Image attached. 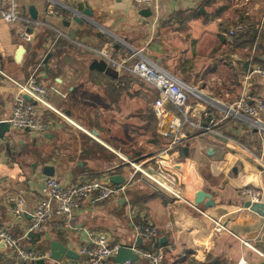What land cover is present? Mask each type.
I'll return each instance as SVG.
<instances>
[{
  "label": "crops",
  "instance_id": "obj_1",
  "mask_svg": "<svg viewBox=\"0 0 264 264\" xmlns=\"http://www.w3.org/2000/svg\"><path fill=\"white\" fill-rule=\"evenodd\" d=\"M227 1L206 6V0H161L145 7L134 0H19L25 17H30L28 8L34 5L38 20L50 25L27 28L24 22L9 25L0 19V70L24 82L42 64L36 75L48 89L52 107L72 123L47 111L44 120L48 128L43 133L11 129L0 142V228L19 237L29 227L31 217L16 220L11 209L20 198L27 212L34 211L42 199L39 192L47 167L63 184L75 185L92 180L113 184L110 180L115 177L119 183L127 182L133 172L129 162L145 168L161 165L177 185L181 200L152 191L138 182V175L119 198L96 209L85 205L73 220L54 216L32 246L48 251L50 238L76 252L78 261H85L79 254L87 245L85 230L108 232L115 243L129 245L133 219L136 223L152 222L161 229L157 248L164 251L165 264H187V260L204 264L211 258L226 264L260 263L256 251L264 254V215L246 208L240 191L244 187L264 191V139L232 119L220 125L222 137L186 124L183 133L187 138L181 139L168 157L160 156L171 141L161 148L158 92L135 75L113 70L98 55L108 44L121 54L152 43L155 53L148 58L153 63L188 87L231 105L235 102L229 100L231 86L238 89L237 101L248 71L254 64L264 68V53L258 44L254 58V48L235 49L228 32L233 21L259 27L264 0H241L237 7L247 6L242 15H235V0ZM50 6L62 17L46 18ZM145 9L152 15H141ZM174 29L181 32L176 42ZM163 30L171 31L166 36L170 49L163 47ZM25 32L32 36L31 41L21 38ZM57 32L63 38L47 54L48 43ZM175 56L181 64L169 68L166 63ZM102 62L107 68L100 67ZM16 92L13 83L0 75V121L12 117ZM248 93L264 98V82L252 81ZM192 98L190 120L206 126L215 111ZM165 109L175 111L169 104ZM201 190L212 194L213 207L194 205ZM212 220L222 222L230 232L216 234ZM0 264L26 263L9 258L0 242Z\"/></svg>",
  "mask_w": 264,
  "mask_h": 264
},
{
  "label": "built area",
  "instance_id": "obj_2",
  "mask_svg": "<svg viewBox=\"0 0 264 264\" xmlns=\"http://www.w3.org/2000/svg\"><path fill=\"white\" fill-rule=\"evenodd\" d=\"M160 1L134 0L137 5L145 7H151ZM21 8L19 0H0V19L9 25L24 22L27 28L32 26L34 28H38L39 26L49 27L48 25L50 24L47 22L35 21L29 16L25 17V13ZM45 16L46 18L52 16L62 17L61 13L55 10L53 6H50L46 10ZM263 26L264 18L261 25L257 27L260 32L263 31ZM245 27L246 24L237 21L236 25L229 30L228 36L233 38L237 33L245 30ZM21 38L31 41L32 36L25 32ZM61 38H63V34L57 32L56 38L50 40L48 43L47 54L56 49V44ZM256 46L252 52L253 58ZM98 55L113 70L135 75L158 92L160 97L157 103V108L159 109L156 110L159 121L158 133L161 137L171 141L170 146L160 156L168 157V152L180 144L181 139L187 138L186 134L183 133V128L186 124L198 130H204L206 133L222 137V131L219 130L220 125L232 119L256 130L264 139V98L248 93L252 86V81L258 79L264 82V68L261 65L254 64L244 77L243 93L239 100L233 102L231 105H225L212 97L204 95L200 90L188 87L176 76L153 63L144 55V49H134L128 53L116 54L112 50V45L108 44L98 52ZM42 66V64L39 65L33 71V76L24 82L14 80L0 70V75L11 81L17 91L14 98L12 117L6 120L13 130L30 131L33 134L43 133L48 128V124H45L44 120V115L47 111L54 112L63 120L72 123L64 113L52 107L48 99L49 91L36 75L39 71L38 69ZM193 96L198 101L201 100L211 106L215 111L206 126L190 120L189 104ZM25 97H29L31 101L26 100ZM167 104L173 106L176 111L165 109ZM261 162L264 164L263 159ZM129 164L133 168V172L128 181L120 189L102 180L65 185L56 176H53L47 177L43 181L39 192L42 199L33 212H27L23 200L16 198L14 206L11 209L13 217L16 220H21L26 216H30L31 223L19 237H13L7 230L0 228V242L7 249L8 257L12 258L16 263L26 264H35L38 261L54 262L55 264H108L112 258L118 255L121 248H128L142 262L164 264V251L156 246L154 247L161 237V229L152 222L146 224L136 223L133 219H131L133 221V234L131 244L129 245L115 243L112 234L108 232L92 233L85 230L87 245L79 249V254L86 257L85 261L64 258L57 262L52 260L49 250L32 246L33 237L41 236L44 233L45 226L54 216L73 220L83 210L85 205L91 209H96L111 200L119 198L126 194L129 185H133L138 175L141 177L138 182L147 186L152 191L169 194L178 200L182 199L181 192L176 188L175 182L167 175L161 165L156 167L149 165L148 168H145L144 165L132 162H129ZM240 198L252 204L263 203L264 191L256 187H244L240 191ZM190 205L195 207L193 204ZM212 221L216 234L230 232L222 222ZM166 228L168 229L169 226ZM139 241L142 242L141 244L151 243L150 249H142ZM256 252L262 258V261L257 264H264V254L259 251Z\"/></svg>",
  "mask_w": 264,
  "mask_h": 264
},
{
  "label": "water",
  "instance_id": "obj_3",
  "mask_svg": "<svg viewBox=\"0 0 264 264\" xmlns=\"http://www.w3.org/2000/svg\"><path fill=\"white\" fill-rule=\"evenodd\" d=\"M28 13L33 20L36 21L39 19V17H38L39 12L34 5L29 6ZM86 13L89 15V17H92L91 13H89V12H86ZM141 15H143L144 17H149L152 15V12L150 11V9H145V10H142ZM132 50H134V49H132ZM94 67L97 68L96 66H94ZM100 67L107 68V65L105 62H102V65H100ZM25 98H26V100L31 101V99L29 97H25ZM10 132H11V125L9 124V122L0 121V142L4 141L6 134L10 133ZM8 146H9V143H7L6 147H8ZM45 175L47 177H53V175H54L53 169L51 167L45 168ZM110 181L113 182V184L119 189L125 183L124 179L120 180L122 182L119 183L118 177L111 178ZM194 203H195L194 204L195 206H201L204 204L206 207H213L215 205L212 194H209L208 192H206L204 190L197 192V194L195 196V202ZM245 206H246V208H249V209L253 210L254 212H261L264 215V202L263 203H256V204H252L251 202H246ZM48 241H49V251L51 253L52 260L58 262L64 258L72 259V260H76V261H78L80 259V256L76 252L68 249L62 242L52 241L50 238H48ZM141 243L142 242L139 241V245H141ZM111 261L114 264H127V263L138 264L140 260L130 249L121 248L118 255L115 256L114 258H112ZM36 264H45V262L44 261H38V262H36Z\"/></svg>",
  "mask_w": 264,
  "mask_h": 264
},
{
  "label": "trees",
  "instance_id": "obj_4",
  "mask_svg": "<svg viewBox=\"0 0 264 264\" xmlns=\"http://www.w3.org/2000/svg\"><path fill=\"white\" fill-rule=\"evenodd\" d=\"M218 1H220V0H206L207 4L205 3V5L206 6L207 5L208 6H213ZM223 11H224V9H223ZM239 22H241V21H239ZM250 25L251 24H248V25L246 24L245 30L240 31L239 33H237V35H235L233 37L234 38L233 39V46H234L235 49L247 48L249 50H252L254 48V46L256 44H258V49L264 53V44H263V40H264V26H263V31L260 32L257 27L250 26ZM258 58H259V56L256 55L255 60L257 62H258ZM171 107H172V109H174L173 106H171ZM167 144H168V142L166 143V145ZM129 193H130V191H129ZM141 223L146 224L148 222L147 221H141ZM160 236H161V232H160ZM38 237H40V236H34L33 237V242L34 243H38ZM160 240H161V237L159 238L158 242L156 243V247L160 246ZM150 246L146 245V244H141L140 247L142 249L147 250V249H150ZM140 262H142V261H140ZM146 264H148V263H146ZM164 264H165V262H164ZM187 264H199V263H197V262H195L193 260H187ZM204 264H226V262L221 261L220 259L211 258V259H208Z\"/></svg>",
  "mask_w": 264,
  "mask_h": 264
},
{
  "label": "rangeland",
  "instance_id": "obj_5",
  "mask_svg": "<svg viewBox=\"0 0 264 264\" xmlns=\"http://www.w3.org/2000/svg\"><path fill=\"white\" fill-rule=\"evenodd\" d=\"M226 2V1H225ZM227 2H230V1H227ZM240 2H243V1H241V0H235V1H233V5H234V8L237 10L236 12H235V15H237V14H240V15H242L240 12H242V13H246L247 12V10H245V8L247 7V6H243V7H237L238 5H239V3ZM244 2H245V0H244ZM227 6V5H226ZM240 10H242V11H240ZM235 10H233V12H234ZM26 15V14H25ZM240 15H238L239 16V18H240ZM52 20H55L54 18L53 19H51V21ZM234 22V25L232 26V27H234L235 25H236V21H233ZM239 22V21H238ZM230 23H232V22H230ZM242 23V22H241ZM174 27V26H173ZM174 31V33H176V34H174L175 35V39H174V42H176L178 39H177V36H178V33H180L181 34V32L179 31L178 33H177V30H173ZM163 32V36L161 37V40L162 41H164L165 40V44L163 45V47H164V49H170V48H172L171 46H169V42H168V39H167V37L169 36V34H170V32L171 31H166V30H163L162 31ZM167 36V37H166ZM168 43V44H167ZM144 48V55L145 56H147L148 57V55H150V53H155V51L154 50H152L151 48H152V43L151 44H149L148 46H144L143 47V45L141 46V47H139L138 49H136V50H139V49H143ZM130 52V51H129ZM124 53H128V52H124ZM174 53H176V52H174ZM175 60L174 61H168V63H166L167 64V66L169 67V68H174V69H177V67L181 64V63H179L178 62V56H175V58H174ZM231 90H232V93L229 95V100H232V101H235L236 102V99H237V94H238V92H237V87H236V85L234 86V89H233V87L231 86ZM207 95V94H206ZM208 97H211V96H209V95H207ZM213 99H214V97H213ZM194 101V98H192L191 99V102H193ZM227 101V100H226ZM230 102V101H229ZM157 131H159L158 130V128H157ZM161 144H162V146H161V148L163 147V145H165L166 143H167V141H169L168 139H165V138H161ZM176 188H177V185H176ZM178 189V188H177Z\"/></svg>",
  "mask_w": 264,
  "mask_h": 264
}]
</instances>
